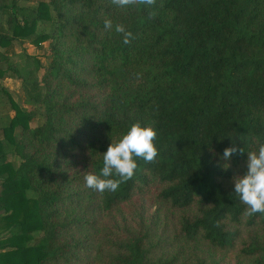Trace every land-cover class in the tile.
I'll return each instance as SVG.
<instances>
[{"label":"trees","instance_id":"obj_1","mask_svg":"<svg viewBox=\"0 0 264 264\" xmlns=\"http://www.w3.org/2000/svg\"><path fill=\"white\" fill-rule=\"evenodd\" d=\"M24 1L0 0V79L23 92L0 85V264H264V214L244 215L234 181L264 143V0H157L154 19ZM138 121H155V161L116 192L86 187Z\"/></svg>","mask_w":264,"mask_h":264},{"label":"clouds","instance_id":"obj_2","mask_svg":"<svg viewBox=\"0 0 264 264\" xmlns=\"http://www.w3.org/2000/svg\"><path fill=\"white\" fill-rule=\"evenodd\" d=\"M118 8L127 9L143 6L149 9L148 18L154 19L157 0H111ZM106 30L113 29L111 19L104 20ZM117 34H122L123 43L129 44L134 38L133 33L124 24L118 23L114 28ZM158 129L155 121L143 124L135 122L117 142H112L103 153V166L99 174L88 173L84 180L86 187L100 193L116 192L122 184L127 183L136 174L138 160L154 162L159 154L157 147ZM244 149L235 144L224 150L222 158L230 161L234 153L243 154ZM225 169L230 164L223 165ZM247 171L242 176L234 177L235 192L241 202L246 205L244 215L254 216L264 214V143L258 149L248 152Z\"/></svg>","mask_w":264,"mask_h":264},{"label":"rangeland","instance_id":"obj_3","mask_svg":"<svg viewBox=\"0 0 264 264\" xmlns=\"http://www.w3.org/2000/svg\"><path fill=\"white\" fill-rule=\"evenodd\" d=\"M24 3L27 4V3H29V1L28 0H25ZM29 52L30 53H36L37 55L41 56V60L43 61L44 64H46L48 62V59H49L48 58V55L47 54H42L41 51L37 50L34 46H30ZM18 59H19V57H17V61L18 62H22V61H20ZM1 95H2L1 98H0V104L2 103V105H0L1 108H2V111L1 112H8L9 111V108H10V105H11V103L9 104L10 98H9V96L5 95L3 92L1 93ZM15 100L16 101H19L20 103L23 102L22 96H21V98H19V100L18 99H15ZM7 116L10 117L9 115H5V116L2 115L3 120ZM39 117H40L39 120L36 119V121L33 122V124H32L33 126H36L38 123H40L44 119V116L41 113H40V116ZM16 160H17L16 162L19 161L17 158H16Z\"/></svg>","mask_w":264,"mask_h":264},{"label":"crops","instance_id":"obj_4","mask_svg":"<svg viewBox=\"0 0 264 264\" xmlns=\"http://www.w3.org/2000/svg\"><path fill=\"white\" fill-rule=\"evenodd\" d=\"M0 85L4 87L6 90H8L14 99L23 98V92H22V80L12 77H5L0 79ZM2 115H13V112H0ZM5 119H8V116L5 117ZM4 119V121H5Z\"/></svg>","mask_w":264,"mask_h":264}]
</instances>
